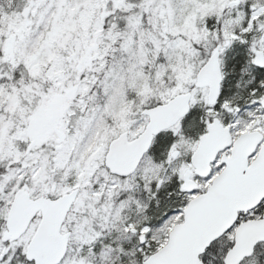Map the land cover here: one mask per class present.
I'll return each instance as SVG.
<instances>
[{
    "label": "snow or ice",
    "instance_id": "obj_1",
    "mask_svg": "<svg viewBox=\"0 0 264 264\" xmlns=\"http://www.w3.org/2000/svg\"><path fill=\"white\" fill-rule=\"evenodd\" d=\"M0 264H264V0H0Z\"/></svg>",
    "mask_w": 264,
    "mask_h": 264
}]
</instances>
